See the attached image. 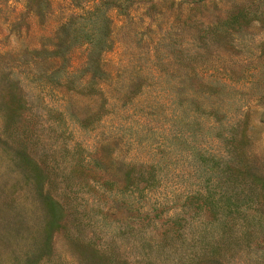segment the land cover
Segmentation results:
<instances>
[{
    "label": "rangeland",
    "instance_id": "rangeland-1",
    "mask_svg": "<svg viewBox=\"0 0 264 264\" xmlns=\"http://www.w3.org/2000/svg\"><path fill=\"white\" fill-rule=\"evenodd\" d=\"M100 1L0 0V264H208L190 238L211 224L187 197L220 180L209 157L228 155L240 119L264 175V0H104L90 14ZM105 26L101 78L84 75L86 43L50 57L60 30L73 42ZM247 222L257 242L264 222ZM243 240L226 264H258Z\"/></svg>",
    "mask_w": 264,
    "mask_h": 264
},
{
    "label": "trees",
    "instance_id": "trees-1",
    "mask_svg": "<svg viewBox=\"0 0 264 264\" xmlns=\"http://www.w3.org/2000/svg\"><path fill=\"white\" fill-rule=\"evenodd\" d=\"M105 4L106 2L101 0L89 13L94 14L96 10H102ZM113 5H115L114 2ZM116 5L120 6L119 4ZM62 26H66V23ZM104 28V30H78L80 34L71 40L73 42H70L68 38L63 41L62 36L68 30H60L61 35L60 33L57 35L58 42L54 45L56 50H48V53L51 58L57 57L60 59L62 57L61 60L64 61L67 52L74 45L86 43L88 47L87 58L84 63V75L85 77L89 75L90 77L99 76L101 78L104 75L101 64L102 53L112 46L110 30H107V26ZM7 129L14 132L12 127ZM224 139L229 144L228 155L223 158L213 155L209 157L214 162V165L209 169L215 170L220 180L213 183L212 179L207 176L206 183L202 184L195 191V194L187 197L188 199L191 198L190 201L195 202L196 211H203V215L209 218L208 224H211L209 228H206L207 223L200 225L202 229L195 231L198 235L191 236L190 241H192L193 246L191 251L199 258H203L208 264H226L227 248L230 243L243 237L244 243L241 246L244 245L246 248H251L253 244L258 246L260 258H257L259 260L257 263L261 264V259L263 260V254L261 253H264V235H261L257 242H253L251 236L255 232L247 221L249 218L256 217L258 221L262 220L264 222V175L256 172L250 165L247 151L244 148L247 134L245 124L241 119L232 125L229 134ZM21 153L23 154L22 157L27 156L28 150H23ZM28 159L32 161L33 166L34 158ZM201 159H204L203 156ZM138 171L142 170L139 169ZM142 174L143 172H140L136 175L133 168L128 169L124 174L123 186H128L127 189L130 190L129 187L137 182ZM33 177L35 182L42 181L44 183V178H40L36 174ZM149 177L153 178V173H150ZM103 181L104 185L107 182L110 183L112 178H103ZM44 197L45 207L48 209V213L53 215V219H50L48 223L50 227L48 233H51L59 225L57 221L59 216L56 212L53 213L52 206L53 204L59 206V202L51 195H45ZM247 209L248 213L245 211ZM237 228L240 230L238 235L235 231ZM189 229L191 230L190 226ZM181 230L185 229H182L178 223L177 227L173 228L172 234L179 235ZM259 230L261 232L262 228ZM163 233L169 235V227H166ZM70 235L73 239H78L75 228ZM70 235L68 233V236ZM92 252L103 253L95 248Z\"/></svg>",
    "mask_w": 264,
    "mask_h": 264
}]
</instances>
